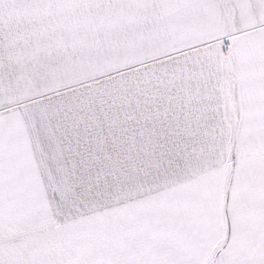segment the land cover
I'll list each match as a JSON object with an SVG mask.
<instances>
[{
	"label": "snow or ice",
	"instance_id": "snow-or-ice-1",
	"mask_svg": "<svg viewBox=\"0 0 264 264\" xmlns=\"http://www.w3.org/2000/svg\"><path fill=\"white\" fill-rule=\"evenodd\" d=\"M0 264H264V0H0Z\"/></svg>",
	"mask_w": 264,
	"mask_h": 264
}]
</instances>
